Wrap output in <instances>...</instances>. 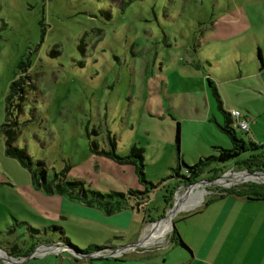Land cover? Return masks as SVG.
Returning a JSON list of instances; mask_svg holds the SVG:
<instances>
[{"label":"rangeland","instance_id":"obj_1","mask_svg":"<svg viewBox=\"0 0 264 264\" xmlns=\"http://www.w3.org/2000/svg\"><path fill=\"white\" fill-rule=\"evenodd\" d=\"M21 62L27 78L20 98H12L8 118L18 128L16 144L43 161L48 174L67 166V179L102 193L143 186L132 164L91 152V142L108 148L112 141L118 154L132 144L141 147L144 178L158 184L147 190L149 201L138 205L140 211L122 223L69 214L64 195L37 188L29 170L5 153L0 131V255L36 246L39 237H46L42 247L68 249L53 237L57 231L33 241L37 233L18 221L34 227L60 224L83 242L109 240L76 256L115 249L163 252L171 220L165 236H144L174 209L177 194L188 191L171 217L175 228L187 211L223 189L264 183V175L247 174L254 170L230 160L219 172L222 163L210 159L198 167L199 179L175 185L169 204L162 199L173 182L171 167L184 168L179 160L191 164L215 154L216 145L230 144L219 127L208 77L222 106L232 102L264 125V0H0V125L8 85ZM235 134L246 139L242 129L235 127ZM215 172L217 177L209 178ZM68 201L69 206L79 202ZM92 207H85L87 214L96 211Z\"/></svg>","mask_w":264,"mask_h":264},{"label":"crops","instance_id":"obj_2","mask_svg":"<svg viewBox=\"0 0 264 264\" xmlns=\"http://www.w3.org/2000/svg\"><path fill=\"white\" fill-rule=\"evenodd\" d=\"M229 103L228 106L221 105L222 108L225 110L231 107L236 108L231 105L232 102ZM245 116L248 120V126L244 130L246 139H243L256 143L264 142V125L258 121L257 117L250 120L249 116ZM133 188L142 189L143 186ZM51 194L59 195L57 193ZM59 196L62 199L61 196L63 195ZM64 198L65 208L69 214L91 217L105 222L113 220L115 223L124 222L125 219L131 217L133 212L140 211L139 204L149 201V199L142 200L136 204L134 197H128L123 200L120 207L106 213L97 206L86 205L81 201H72L73 206H69L67 201L74 199ZM86 206H93L92 208L96 211L92 213L88 210L89 214H87ZM71 222L76 224L74 221ZM50 224L37 227L47 229L43 233L46 234L49 231L47 226ZM59 226L61 227V235L59 230L53 233L56 240L65 235L80 247H84L88 243L104 245L105 242L109 241L105 239H89L85 242L74 240L65 233L62 225L59 224ZM82 226L84 225L80 224L78 227L84 229ZM175 229L187 247L178 242L177 236L171 235L168 237L167 247L159 253L124 252L122 254L117 252L114 255L106 253L99 256L91 254L74 256L69 251H57L58 249L50 248V244H45L46 247H42L40 244L45 242L46 237H39L33 239V241L36 239V243L40 241L37 244L40 245V250L36 254L28 257L25 255L21 257L18 263L1 260L0 264H264V198H250L232 193L215 196L207 202L204 201L200 206L187 211L183 216L182 224ZM54 238L50 240L55 241Z\"/></svg>","mask_w":264,"mask_h":264},{"label":"trees","instance_id":"obj_3","mask_svg":"<svg viewBox=\"0 0 264 264\" xmlns=\"http://www.w3.org/2000/svg\"><path fill=\"white\" fill-rule=\"evenodd\" d=\"M257 54L260 57L259 51L257 52ZM16 66L19 70V73L18 77H14L8 85V92L5 95L4 105L5 118L0 125V131L4 137L5 153L10 156L16 157L18 161L29 170L31 180L35 184V186L37 188H41L44 192L47 193H57L59 195H64V197L67 198L77 199L82 203H85L86 205L97 206L104 210V212L106 213H109L114 209L120 207L122 205L123 200L127 199L128 197H134L135 203H139L142 200H148L150 195L146 193L147 190H152V188L156 187L158 183H153L144 178L143 159L141 153L142 148L136 146L135 144H132L130 146L129 151L127 153L118 154L113 148L112 141H110V145L108 146V148H97L96 144L94 145V143L91 142V152H94L96 154H103L122 163L132 164L134 172L136 174V178L140 183L143 184L142 189L129 187L125 191L109 190L108 192L104 193L93 189L87 190L86 188H84L82 180L80 179H67L65 177V170L67 169V166L62 169H59L58 171H53L52 174H48L43 161H41L40 159H32L24 147H20L16 144L15 140L18 134V128L17 126H14L15 121L9 119L8 116L13 115L10 110V105L13 104L12 98L14 96L16 98H20V92H22L23 79L27 78V74L22 73L20 71L21 69H24L26 71L25 64L21 62L18 63ZM207 82L210 85L211 92L216 101V106L221 114V123L219 124V127L229 138L230 144L227 147L216 145L215 154H208L204 157H199L195 162L191 164L184 163L182 160H179L180 163L184 165L182 171H180L179 169V164H176L174 167H171L170 177H173V182H171V185L168 188V193L163 194L162 198L164 203L166 204H169L170 202L169 200L171 199V193L175 188V185L181 183L185 184L199 179L200 176H198L197 169L204 162V160L211 159L214 161L217 160L218 162H221V166L223 167L219 168V172L223 171V168L228 166L226 165V163L229 162L228 160L232 161L231 164L238 168H246L248 170H259L264 172V142L256 143L251 140L245 141L242 137L236 136L235 126L233 125L232 118L229 116L228 111L222 108L219 95L214 87L213 82L209 79V77L207 78ZM16 105H18V103H15V106ZM178 141L179 124L178 122H175L174 142L177 151ZM241 153L243 155L239 156L241 155ZM217 175L218 172H215V174L213 176H210L209 178L217 177ZM226 193L244 195L250 198H264V183L250 181L230 186L228 188L223 189V191H221L219 194L208 197L207 199H205V202L215 196H222ZM172 221L173 225L171 226V235L177 236L178 242L182 246L187 247L186 244L181 240L179 235L176 233L174 219H172ZM17 223H24L25 225H22L25 226L26 231H29L31 233L36 232L37 234H42L47 230L44 227L38 228L30 226L24 221H18ZM47 228L49 231L59 230V234L61 235V227L59 225L53 223L48 225ZM37 234L33 235V238L35 236L37 237ZM58 240L62 245L67 246L68 249H66L65 251H69L74 256L79 255L81 253H88L103 246L95 243H88L86 246L80 247L65 235L62 237L60 236ZM33 246L34 243L28 249L18 251L19 253L16 252L17 250H13V252H11L12 250H7V252L8 254L14 257H23L32 250ZM13 248L14 246L11 247V249Z\"/></svg>","mask_w":264,"mask_h":264},{"label":"bare ground","instance_id":"obj_4","mask_svg":"<svg viewBox=\"0 0 264 264\" xmlns=\"http://www.w3.org/2000/svg\"><path fill=\"white\" fill-rule=\"evenodd\" d=\"M252 174H256V175L257 174H262V175H264L261 172H255V173H252ZM193 184H195V183H193ZM191 192H189V194ZM187 193H188V191H185L184 193H181V194L180 193L177 194V201H176V204H175L174 209L168 211L167 215L162 220H160V221H158L156 223L151 224L150 227L147 229V232H146V234L144 236L145 238H147L149 236L157 237V238H161V237L165 236V234L169 230V223L168 222L171 220V217L173 216V212H175L178 207H181V203H182L181 201L182 200L184 201V198L188 196ZM181 197H184V198L183 199H180L181 201H178V198H181Z\"/></svg>","mask_w":264,"mask_h":264},{"label":"built area","instance_id":"obj_5","mask_svg":"<svg viewBox=\"0 0 264 264\" xmlns=\"http://www.w3.org/2000/svg\"><path fill=\"white\" fill-rule=\"evenodd\" d=\"M229 116L232 118L233 125L239 129L246 130L248 126V120L247 117L242 114L237 108H229L228 110ZM119 252L118 250H113L111 255H114L115 253Z\"/></svg>","mask_w":264,"mask_h":264},{"label":"water","instance_id":"obj_6","mask_svg":"<svg viewBox=\"0 0 264 264\" xmlns=\"http://www.w3.org/2000/svg\"><path fill=\"white\" fill-rule=\"evenodd\" d=\"M246 171V170H245ZM255 172H261V173H263L264 174V172H262V171H259V170H254V171H247L246 173L247 174H252V173H255ZM225 173H221V175H219V176H223ZM218 176V177H219ZM173 206V202H172V205H171V207ZM170 207V208H171ZM175 214V212H173V215ZM173 217V216H172ZM173 225V221H172V218H171V226ZM51 245V244H50ZM59 245V244H58ZM57 244H55L54 246H58ZM40 250V247H39V245H36V246H34L33 248H32V250L27 254V257L28 256H31V255H34V254H36L38 251ZM0 258H1V260L2 261H5V262H12V263H18L21 259H20V257H14V258H12V256L10 255V254H8V253H6L5 251H4V255H0Z\"/></svg>","mask_w":264,"mask_h":264}]
</instances>
